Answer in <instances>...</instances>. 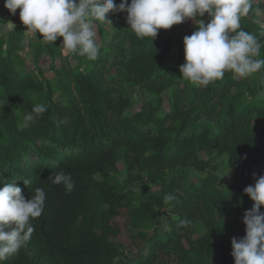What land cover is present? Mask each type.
<instances>
[{
    "label": "trees",
    "instance_id": "obj_1",
    "mask_svg": "<svg viewBox=\"0 0 264 264\" xmlns=\"http://www.w3.org/2000/svg\"><path fill=\"white\" fill-rule=\"evenodd\" d=\"M19 12L0 9L7 26L0 32V181L26 198L43 188L46 199L30 240L0 264H234L231 238L245 235L243 214L253 204L243 189L264 174V69L191 83L179 71L186 35L174 41L169 31L187 20L152 40L131 30L126 13L109 14L110 38L89 60L64 54L62 37L52 44L25 36ZM257 19L264 20L262 1L240 24L257 36L264 59ZM43 57L59 62L49 66L50 78ZM36 103L47 111L28 122ZM219 159L235 173L228 183ZM59 171L74 181L70 193L49 177ZM119 217L146 250L126 263L112 240Z\"/></svg>",
    "mask_w": 264,
    "mask_h": 264
},
{
    "label": "clouds",
    "instance_id": "obj_2",
    "mask_svg": "<svg viewBox=\"0 0 264 264\" xmlns=\"http://www.w3.org/2000/svg\"><path fill=\"white\" fill-rule=\"evenodd\" d=\"M254 0H4V7L19 17L27 30L25 36L37 33L46 43L62 37L61 46L67 53H78L89 60L98 57L97 22L111 24L109 14L126 13L127 24L140 37L158 35L160 29H171L186 20H195V31L183 38L185 62L179 66L181 76L189 82L207 86L221 80L226 70L240 77H249L264 69L260 56L261 44L257 36L241 28V18L253 10ZM259 13L260 9H256ZM205 14L208 22L201 19ZM264 33V20L255 21ZM14 29L15 25L10 23ZM264 74V73H262ZM47 111L43 103H36L25 115L34 121ZM229 173V172H228ZM227 173V174H228ZM225 176V175H224ZM223 176V177H224ZM54 184H63L67 192L74 181L63 171L49 176ZM254 185L243 189L252 207L245 210V235L231 238L234 264H264V174L255 177ZM25 185L30 181L24 180ZM0 262L17 254L30 240L35 228L32 220L41 216L46 193L37 187L26 198L13 182L0 181ZM171 194L165 196L172 200ZM188 221H181L187 224Z\"/></svg>",
    "mask_w": 264,
    "mask_h": 264
},
{
    "label": "rangeland",
    "instance_id": "obj_3",
    "mask_svg": "<svg viewBox=\"0 0 264 264\" xmlns=\"http://www.w3.org/2000/svg\"><path fill=\"white\" fill-rule=\"evenodd\" d=\"M258 1L264 2V0H254V3ZM193 25H194L193 20H187V24L184 27L177 29V30H172V29L169 30L173 34V40L175 41L176 38L182 34L188 36L192 31ZM6 28H7L6 25H1L0 32H5ZM95 31L97 33V36H96L97 44L99 46H104L110 38V33H111L110 24L106 22H97ZM33 34L34 32L30 33L29 35H33ZM62 50L64 54H67V52L64 51L63 47H62ZM23 54L26 56L27 59H29L26 48L23 49ZM52 65L58 67L59 66L58 60L52 63L49 58L43 57L39 62V66H41L44 70H46L45 76L47 78H50L52 76L51 72L48 71L49 66H52ZM27 66L29 67V69H32L34 67V64L29 60L27 61ZM136 93L137 91L133 90L131 92V96L132 97L136 96ZM262 95L264 96V89L262 90ZM164 108L165 109L167 108L166 100H164ZM135 109H138V105H136ZM260 123L261 122H255L254 124L258 125ZM218 163L220 164L218 174L222 177V182H225V183L230 182L232 176L235 173L230 171L226 167L225 159H219ZM123 176H124V171L122 169V165L119 164L117 177L121 180ZM113 224L118 225L120 232L116 237L112 238V240L116 242L117 244H119L124 249V256L120 260V263L130 262L134 260L140 253L144 254L146 252L145 248L142 246V243L138 239L134 240L131 238V236L135 234L136 231L130 227L128 223V219L126 217H119V218L113 219ZM158 228L160 230L162 229V226L160 225ZM198 234H199V231H198Z\"/></svg>",
    "mask_w": 264,
    "mask_h": 264
},
{
    "label": "crops",
    "instance_id": "obj_4",
    "mask_svg": "<svg viewBox=\"0 0 264 264\" xmlns=\"http://www.w3.org/2000/svg\"><path fill=\"white\" fill-rule=\"evenodd\" d=\"M0 9L5 10L6 8L4 7V0H0Z\"/></svg>",
    "mask_w": 264,
    "mask_h": 264
}]
</instances>
